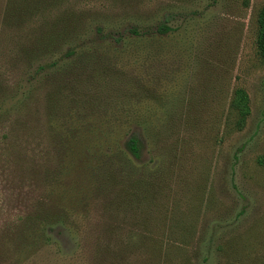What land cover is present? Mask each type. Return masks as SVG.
Listing matches in <instances>:
<instances>
[{"label":"rangeland","instance_id":"obj_1","mask_svg":"<svg viewBox=\"0 0 264 264\" xmlns=\"http://www.w3.org/2000/svg\"><path fill=\"white\" fill-rule=\"evenodd\" d=\"M263 2L0 0V264H264ZM43 213L17 260L5 224Z\"/></svg>","mask_w":264,"mask_h":264},{"label":"trees","instance_id":"obj_2","mask_svg":"<svg viewBox=\"0 0 264 264\" xmlns=\"http://www.w3.org/2000/svg\"><path fill=\"white\" fill-rule=\"evenodd\" d=\"M165 24L166 23L158 24L153 29L152 32L163 34L162 30L165 28ZM257 25L258 28L256 34V46H257L258 54L260 55L261 59L264 60V2L258 12ZM75 30L76 29L74 27L65 26L62 29L63 33L60 32L59 34H54L53 30L51 29V31H49V33L45 35L44 40L47 41H44L45 45H43V48L45 47L44 48L45 51L44 52L42 51V54L45 55L47 53H51L53 47H57V48L66 47L65 53H69L71 55L75 54L77 50L76 48L79 46V43L76 40L77 35L74 34L73 32ZM109 31L110 32L104 33L102 31V25H99L98 27V32L103 35L102 39H104V41L111 38L116 43H120L125 32L130 33L129 36L147 33L145 31H141L137 25H131L126 29V31H121V32L120 31L117 32V30H109ZM56 63H57L56 59L51 61L52 65H55ZM4 110L5 109L3 108L2 102H0V116L2 115ZM230 110L234 116V126L237 129H241L245 125L247 116L250 112L248 95L243 88H236L234 90L230 101ZM127 147L133 156L135 157L138 156L137 141L135 138H130L127 141ZM64 218L66 217L60 214L50 215L48 213H43L35 216L27 214L26 216L21 217L16 222L5 224L4 227L8 229L6 234L8 236H12V239H15L18 244L16 249L15 250L13 249L14 252L12 250L14 256L15 254H17L16 259L18 256L24 254L23 249L29 246L30 242H32L34 239L40 238L39 237L41 235L40 231L42 232L43 229L45 231L46 226H51L54 223H59V222L63 223L65 220ZM3 253H6V250L2 246H0V259H3L1 255ZM9 253L10 251L8 252V254Z\"/></svg>","mask_w":264,"mask_h":264}]
</instances>
